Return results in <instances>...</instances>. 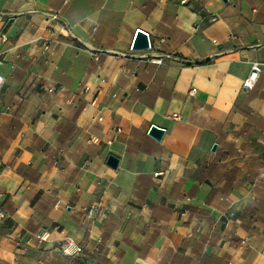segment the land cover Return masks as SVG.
I'll return each mask as SVG.
<instances>
[{
	"label": "crops",
	"instance_id": "1",
	"mask_svg": "<svg viewBox=\"0 0 264 264\" xmlns=\"http://www.w3.org/2000/svg\"><path fill=\"white\" fill-rule=\"evenodd\" d=\"M0 76V264H264V0H0Z\"/></svg>",
	"mask_w": 264,
	"mask_h": 264
},
{
	"label": "built area",
	"instance_id": "2",
	"mask_svg": "<svg viewBox=\"0 0 264 264\" xmlns=\"http://www.w3.org/2000/svg\"><path fill=\"white\" fill-rule=\"evenodd\" d=\"M52 18L56 19L55 16H53ZM211 21H215V18H212ZM48 41H49L48 39H45L43 42V47H42L43 53H46L49 49ZM95 59H97V58H95ZM260 73H261V64H259L257 62H253L251 64L250 73H249L247 79L242 84L243 89L251 90L253 88L254 84L256 83ZM4 84H5V80L3 77L0 76V92H1ZM45 89L48 91H51V89H48V88H45ZM86 90H88V88H86ZM195 94H196V89L191 88L189 93H188V96L192 98L195 96ZM173 118H177V116L173 115ZM42 238H44V237H40V239H42ZM61 252L65 255H75V254H79L81 252V249L78 246H76L71 239L66 238L65 244L62 247Z\"/></svg>",
	"mask_w": 264,
	"mask_h": 264
},
{
	"label": "water",
	"instance_id": "3",
	"mask_svg": "<svg viewBox=\"0 0 264 264\" xmlns=\"http://www.w3.org/2000/svg\"><path fill=\"white\" fill-rule=\"evenodd\" d=\"M149 48H150V42H149L148 34L141 30H137L135 32V36L131 44V49L134 51H144V50H148ZM164 132L165 131L163 129L152 125L149 128L148 135L154 140L159 142L161 141ZM215 149H216V145L212 147V151H215ZM118 163H119L118 158L112 155H109L107 157L106 165L109 166L110 168L116 169Z\"/></svg>",
	"mask_w": 264,
	"mask_h": 264
}]
</instances>
